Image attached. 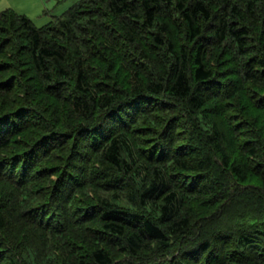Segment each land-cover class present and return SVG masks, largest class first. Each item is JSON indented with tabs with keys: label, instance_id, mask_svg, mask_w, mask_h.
Returning <instances> with one entry per match:
<instances>
[{
	"label": "trees",
	"instance_id": "16d2710c",
	"mask_svg": "<svg viewBox=\"0 0 264 264\" xmlns=\"http://www.w3.org/2000/svg\"><path fill=\"white\" fill-rule=\"evenodd\" d=\"M0 58L3 210L40 216L45 236L82 230L86 248L62 264H264V0H79L43 26L5 8ZM37 89L63 101L60 116ZM34 117L33 138L13 142L10 129ZM80 144L95 166L44 169L55 204L34 206L43 174H26ZM86 186L111 194L82 201L90 217L73 223L68 205ZM188 199L214 210L198 216ZM4 231L8 264H59L15 255Z\"/></svg>",
	"mask_w": 264,
	"mask_h": 264
},
{
	"label": "rangeland",
	"instance_id": "374dc122",
	"mask_svg": "<svg viewBox=\"0 0 264 264\" xmlns=\"http://www.w3.org/2000/svg\"><path fill=\"white\" fill-rule=\"evenodd\" d=\"M79 0H0V11L5 9V8H11L12 10H14L17 13H21L26 15L27 17H29V19L36 25V26H43L44 24L48 23L53 17L55 16H59L61 15L65 10H67L71 5L75 4L76 2H78ZM2 31V30H1ZM19 32V30H18ZM3 36V35H2ZM6 36V35H4ZM7 51H10L7 49ZM211 63L215 64V58L214 56H212L210 58ZM1 60V58H0ZM32 73H30L31 76ZM31 78V77H29ZM31 80H29V84H34L35 82H30ZM36 86V85H35ZM41 88V87H40ZM42 89V88H41ZM37 100L40 101L41 103V107H43V110L48 112L49 114L51 113H56L60 116V109H63L64 103L63 101H61L60 99H55L50 97V95H46L45 93H43L42 91H39V89H37ZM7 99L8 97L5 96V94L0 93V99L2 101V105H3V99ZM5 99V100H6ZM4 100V102H5ZM48 114V115H49ZM263 115V114H262ZM246 116H248L251 120L255 119L256 117L258 118V113L256 110L251 109V111H246ZM28 119V118H27ZM157 120H159L161 126L163 127L164 124V120H162L160 117H156ZM29 122L27 121L26 125L27 128L26 129H22L21 133L16 132V128L14 129H10V133L12 134V139L13 142H15L16 140H26L28 141L29 138L32 139L33 134L36 133L37 129L35 127L34 124H32L33 121H37L38 118L34 117L33 119H28ZM136 126H146L148 125V121L147 119H145L144 117L139 119L137 124H135ZM169 125V124H168ZM167 126V123H166ZM25 127V126H24ZM176 128L179 130H182V126L179 124V126L176 124ZM161 127H159L158 131H161ZM136 131V130H134ZM154 133V132H153ZM147 133L142 132V134H137L135 132V136H137V141H142L141 139H139L140 137H145ZM157 134H154L153 137L151 136V142L153 143L152 138L156 137ZM200 137V133L197 134ZM199 139H203V136H201ZM71 143V141L69 142V144ZM143 143V142H141ZM149 143V144H150ZM22 144L18 145L17 147H15V145H11V148L13 151L16 150V152H18V150H21ZM199 146V145H198ZM20 147V148H19ZM84 146L80 145H76L77 150L75 149L74 152H70L71 150H69L66 148V151L63 152L62 155H58V157H54V160H52V156H49V158H45L42 161L36 163V165L34 166V169L31 172H28L26 175L27 177L30 176V174L32 175H36L39 174L40 176L45 172L44 169H58V171L61 170V166H64L66 162H70L71 164L74 165V169L71 170V174H73L74 171H76L79 167L81 168V170H79V172L82 171H86L88 170V168H92L95 165H93L92 162H87V160H83L81 159V155H83V157H85L86 155L89 156L90 152L89 151H85L83 148ZM17 148V149H16ZM9 152L8 150H4L0 155V158L4 157V155ZM86 153V154H85ZM79 155V156H78ZM87 158V157H86ZM77 165V166H76ZM78 167V168H77ZM48 170V169H47ZM52 171V170H50ZM73 171V172H72ZM61 172V171H60ZM59 172V173H60ZM50 173V172H49ZM70 175V174H68ZM86 175H81L80 178L77 181H74V184L76 185V183L78 182L79 185H81L83 183V178ZM48 175L43 174L42 178H36L34 183H33V188H38L39 192L42 193L40 194L41 196L37 199H35V201H33V203L35 204L34 206H39V207H43L44 203L48 204V206H51L53 204H55V202L52 204L50 201V199L48 198V196H46L47 190H49V188H51L52 183H50L51 181L49 180V178H47ZM87 177V176H86ZM68 178L71 180L72 179V175L68 176ZM73 181V180H72ZM80 181V182H79ZM247 182H252L253 181H247ZM53 186V185H52ZM10 185H8V183H6L5 181L0 180V216L3 214L5 216V220L8 221L9 223H7V225L5 226V228L0 229V230H5L4 231V235L6 236L7 240L3 241V243L5 244V248H8V246L12 247V249L14 250L13 253L15 255H17L18 253H21L20 255L27 259H31L32 257L35 258V260L37 261H42L46 262V258L47 257H51L54 258L55 261H57L59 264L64 263V261L70 259L71 257L74 256V254H76L75 249L78 247L79 248V252L82 250L83 251V247L84 249L85 247V243L84 246L82 245V239L84 241V235L82 234V230H78L77 228H72L69 227L67 232H64V236H56V235H49V236H45L42 233V230H47L48 227L51 226L50 223H46L44 222V220H42V218H39L37 216H35V219L32 216H29L30 221H21L20 219H16L14 216L15 215H11L7 217V214H5L4 210L7 205L10 202V190L9 189ZM94 187H82L78 190H74V196H73V203H71V205H68V210H69V216H68V220L70 221H74L73 223L82 221L83 219H85L86 217H90V214H84L82 213L84 211V203H81L82 201H85V203L90 201V198H95L97 195L100 196H106L108 194L111 193H107L110 191H104L101 188L97 189ZM72 191V190H71ZM35 196V195H33ZM187 205L189 206H193V208H195V211L197 212L198 216H203V215H207L210 214L211 211L214 210V206L210 207V206H201L199 204L196 203V200L193 199H188L185 201L184 206L186 207ZM41 210V209H40ZM23 214V212H22ZM9 215V214H8ZM24 215V214H23ZM86 215V216H85ZM48 216L45 215V218H47ZM33 220H35V223H32ZM68 225V224H67ZM89 226L91 227H95L96 226V222L94 220L82 225V227L84 228H89ZM70 248V249H69ZM72 249V250H71ZM9 250V249H8ZM71 250V251H70ZM10 252V251H9ZM9 252H5V254H1L0 255V264H8V262L5 260L7 259ZM29 253V255H28ZM6 255V258L4 259ZM20 256V257H21Z\"/></svg>",
	"mask_w": 264,
	"mask_h": 264
}]
</instances>
